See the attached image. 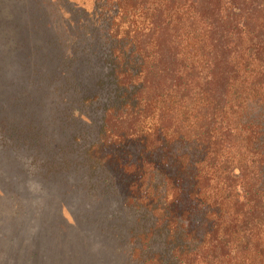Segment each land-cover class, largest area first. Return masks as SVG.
I'll return each mask as SVG.
<instances>
[{"label":"trees","instance_id":"16d2710c","mask_svg":"<svg viewBox=\"0 0 264 264\" xmlns=\"http://www.w3.org/2000/svg\"><path fill=\"white\" fill-rule=\"evenodd\" d=\"M44 1L58 16V0ZM45 5L39 0L37 8ZM63 5L68 17L48 22L56 26L48 36L32 12L29 35L42 36L28 63L38 69L55 60L59 74L61 61L73 68L74 113L102 88L109 106L96 135L82 114L77 122L87 129L74 138L50 118L48 130L40 120L16 133L22 149L29 143L42 152L47 175L72 173L77 164L90 190L100 189L107 165L123 168L132 178L125 203L137 214L128 236L134 264H264V0H96L92 13ZM6 23L5 77L20 70ZM96 24L99 31L91 29ZM82 45L105 55L106 71L90 90L80 86ZM17 210L7 220L15 225L0 228L9 252L0 253V264H16L17 251L25 250L14 234L29 210ZM28 255L32 261L24 262L32 264L37 254Z\"/></svg>","mask_w":264,"mask_h":264},{"label":"rangeland","instance_id":"374dc122","mask_svg":"<svg viewBox=\"0 0 264 264\" xmlns=\"http://www.w3.org/2000/svg\"><path fill=\"white\" fill-rule=\"evenodd\" d=\"M41 1L46 4L43 10H48L45 15L50 14L49 17L44 18V11L37 8L39 0H0V21L9 25L4 28L8 30L11 46L20 49L16 58L20 70L12 67L13 70L5 77L1 74L4 70L3 63H0V228L15 225V219L13 223L7 220L19 211L17 209H24L25 206L29 210L18 235L12 231L19 246H24L25 249L16 252L19 255L16 264H25L24 258L32 261V257L28 255L30 252L31 255L37 254L32 264H134L130 261L131 245L128 236L135 227L137 214L125 203L130 194L129 184L132 178L123 168L118 164L107 165L106 172L102 174L103 179H100V189L90 190V182L87 181L83 168L73 164L76 170L72 173L47 175L46 165L42 164V152L29 143L22 149L16 139L18 131H24L30 124L34 127L40 120L47 124L48 130L50 118L54 122L53 128L61 123L70 137L74 138L81 129L87 128L96 135L102 128L106 108L109 106V89L102 88L98 99L90 100L88 106L83 105L80 113H74L77 110V92L68 87L73 68L61 61L59 74L55 60L38 69L28 63L32 44L42 36V31L38 32L36 38L29 35L34 10L37 18H42L37 21L38 24L46 25H43V29L48 36L56 28H49L48 22L58 25L61 24V14L68 17L63 4H67V7L76 4L87 13H92L96 0H58V16L49 11L50 6L55 10L54 4ZM5 10H11L12 16H4ZM100 27L101 25L96 24L91 29L99 31ZM45 49L48 50L47 47ZM77 54L82 61L79 70L80 86L90 90L106 71L105 55L95 54L89 45H82ZM43 60L44 56L40 61ZM11 65L12 62L8 67ZM64 84L67 85V90L57 92L56 89ZM78 114H82L87 128L77 122ZM6 137L11 143L4 141ZM37 144L41 148L43 139ZM73 160L77 163L80 159L74 157ZM109 173L112 177L107 179ZM111 179L116 183L115 191L110 187ZM18 197L22 198V203ZM41 208L43 209L40 210ZM56 213L59 224L56 223ZM28 242L32 244L29 246ZM0 253L3 256L9 253L2 244ZM15 255L13 254L14 257Z\"/></svg>","mask_w":264,"mask_h":264}]
</instances>
